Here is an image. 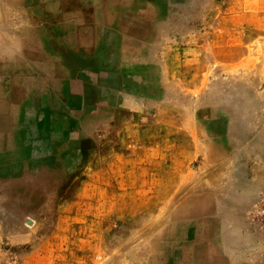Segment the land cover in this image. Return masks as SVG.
I'll list each match as a JSON object with an SVG mask.
<instances>
[{
	"label": "rangeland",
	"instance_id": "1",
	"mask_svg": "<svg viewBox=\"0 0 264 264\" xmlns=\"http://www.w3.org/2000/svg\"><path fill=\"white\" fill-rule=\"evenodd\" d=\"M138 1L147 57L123 66L134 99L68 130L52 91L64 73L32 50L57 1L0 0V264H215L199 257L212 248L264 264V0ZM182 143L215 147L187 206ZM217 213L257 239L210 247Z\"/></svg>",
	"mask_w": 264,
	"mask_h": 264
},
{
	"label": "crops",
	"instance_id": "2",
	"mask_svg": "<svg viewBox=\"0 0 264 264\" xmlns=\"http://www.w3.org/2000/svg\"><path fill=\"white\" fill-rule=\"evenodd\" d=\"M56 1L57 4H44L43 16L49 18L50 26L45 29L38 25L36 29L34 28L35 30L33 29L35 40L33 39L32 50L34 58L36 55L46 57L50 60V64L58 65L62 69L64 73V77L60 79L62 86L57 88L55 86L52 91L54 96L63 99L62 113L68 115L70 122L67 129L72 130L78 117L80 119L106 111L110 112L120 102L124 103L125 99L128 101L134 99L128 86L124 85L130 69L126 72L123 66L127 64V60L134 66L145 62L142 59L147 57V45H142L145 35L141 36V34L147 32L142 25L147 19V10L142 7L137 10L138 0ZM146 3L147 0L142 4ZM18 40L20 41V38ZM72 97L78 99L77 105H72ZM121 99L123 101H120ZM76 126L75 128L80 127ZM83 128L93 129L96 128V124ZM181 147L188 148L190 155L185 158L184 168L173 177V181L174 189L179 183L190 186V194L186 197L185 203L178 202V206H187L193 198L192 194L194 195L199 187L198 183L197 185L194 183L195 177L202 168L207 167L206 163L212 160L214 155L210 156L208 152L210 147L201 152L198 143L190 144V146L182 143ZM197 153L202 157L199 156V170L188 168V163ZM172 190L167 188L166 193ZM208 220L210 222L211 218L209 217ZM214 221V225H220L222 229L220 228L218 237L209 236L210 247L212 242L218 244L229 236L231 238L229 241L238 240L240 235L253 242L257 239V234L249 227L248 220L243 222L245 227L241 233L235 229H232L230 233L228 220L226 218L223 220L221 213L215 214ZM193 224H195L194 221ZM165 237L169 238L167 235ZM236 253L226 248L225 251H216L212 248L201 252L199 257L207 256L211 260L214 259L215 264L217 262L218 264H236V255L240 252Z\"/></svg>",
	"mask_w": 264,
	"mask_h": 264
},
{
	"label": "bare ground",
	"instance_id": "3",
	"mask_svg": "<svg viewBox=\"0 0 264 264\" xmlns=\"http://www.w3.org/2000/svg\"><path fill=\"white\" fill-rule=\"evenodd\" d=\"M213 145L212 144H210V151H208L209 153H210V156H212V155H214V153H213V148H215V147H213ZM189 194H190V191H189V189H188V191H187V193L184 195V194H182V197H180V199H179V203H185V201H186V197H189ZM184 195V196H183ZM167 200V199H166ZM166 200H163V201H161L162 203H163V205L166 203L165 201ZM177 201V200H176ZM175 201V202H176ZM170 205V204H169ZM168 205V206H169ZM172 205V204H171ZM172 207V206H171ZM171 212V211H170ZM164 214V213H163ZM165 214H167V213H165ZM160 215H161V213H160ZM167 215H170L171 216V214H167ZM166 215V216H167ZM164 217H165V215H163ZM161 218H162V215H161V217H160V220H161ZM169 221V220H168ZM167 234L166 233H164V236H162L161 237V241H163V242H167L168 241V239L165 237ZM167 258V257H166Z\"/></svg>",
	"mask_w": 264,
	"mask_h": 264
},
{
	"label": "built area",
	"instance_id": "4",
	"mask_svg": "<svg viewBox=\"0 0 264 264\" xmlns=\"http://www.w3.org/2000/svg\"><path fill=\"white\" fill-rule=\"evenodd\" d=\"M262 212L264 213V207L262 208Z\"/></svg>",
	"mask_w": 264,
	"mask_h": 264
}]
</instances>
